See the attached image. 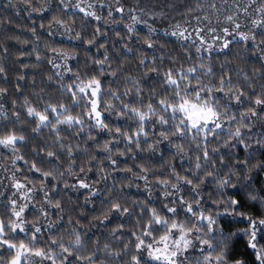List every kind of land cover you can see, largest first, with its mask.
Segmentation results:
<instances>
[{"label": "clouds", "instance_id": "9594fccd", "mask_svg": "<svg viewBox=\"0 0 264 264\" xmlns=\"http://www.w3.org/2000/svg\"><path fill=\"white\" fill-rule=\"evenodd\" d=\"M0 264H264V0H0Z\"/></svg>", "mask_w": 264, "mask_h": 264}]
</instances>
